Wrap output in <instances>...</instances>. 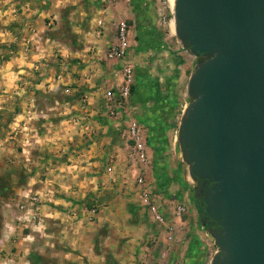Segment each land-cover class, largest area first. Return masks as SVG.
Listing matches in <instances>:
<instances>
[{
  "label": "crops",
  "instance_id": "crops-1",
  "mask_svg": "<svg viewBox=\"0 0 264 264\" xmlns=\"http://www.w3.org/2000/svg\"><path fill=\"white\" fill-rule=\"evenodd\" d=\"M129 18L127 0H0V264H143L154 256L145 250L156 227L128 178L152 170L128 162V126L141 127L140 110L118 108L111 119L115 105L104 100L122 80L123 62L108 54L117 22ZM30 195L40 199L33 221L20 207Z\"/></svg>",
  "mask_w": 264,
  "mask_h": 264
},
{
  "label": "water",
  "instance_id": "water-1",
  "mask_svg": "<svg viewBox=\"0 0 264 264\" xmlns=\"http://www.w3.org/2000/svg\"><path fill=\"white\" fill-rule=\"evenodd\" d=\"M174 34L202 58L178 126L181 161L217 252L264 264V0H174Z\"/></svg>",
  "mask_w": 264,
  "mask_h": 264
},
{
  "label": "rangeland",
  "instance_id": "rangeland-1",
  "mask_svg": "<svg viewBox=\"0 0 264 264\" xmlns=\"http://www.w3.org/2000/svg\"><path fill=\"white\" fill-rule=\"evenodd\" d=\"M127 1L131 18L117 22V35L119 24L124 22L128 33L125 61L133 67L134 85L121 109L131 106L138 115L140 110L137 122L142 130L146 129L143 137L147 159L143 165L152 169L151 174L145 175L146 187L160 197L161 208L170 219L179 203L190 205L193 210L190 216H184L187 223L177 233L167 258H159L155 251L146 264H210L217 247L197 217L195 183L181 161L178 145L180 118L190 102L188 79L202 58L197 59L182 48L174 34L173 6L167 5L166 0ZM139 92L143 96L134 98ZM107 115L114 119L118 114ZM136 173L128 175L134 186ZM3 195L0 193V201Z\"/></svg>",
  "mask_w": 264,
  "mask_h": 264
},
{
  "label": "built area",
  "instance_id": "built-area-1",
  "mask_svg": "<svg viewBox=\"0 0 264 264\" xmlns=\"http://www.w3.org/2000/svg\"><path fill=\"white\" fill-rule=\"evenodd\" d=\"M167 5L171 6L170 0H166ZM172 8V7H171ZM101 25V22H99ZM118 43L116 46L111 47L108 54L109 58L120 60L123 62L121 66L122 80L119 86L116 88L108 89L104 93V100L107 105H115V108L107 109L110 115H116L118 110L122 108L131 93L132 86L134 85V71L133 67L125 61L127 54V27L124 22H121L118 27ZM87 99L83 97L79 102V110L82 112L86 111ZM119 108V109H118ZM127 134L129 139L133 142V147L129 151L127 157L129 165L135 167L137 165H143L147 159V152L145 143L142 138V129L138 123L131 121L128 126ZM105 173L108 176V180L113 183L115 182V170L113 159L110 158L105 168ZM135 183L138 188V196L141 207L144 209L146 216L155 225L156 229L151 234L148 243L146 254L152 255L153 252L157 251L159 258H167L169 252H171L177 233L185 225L184 216L191 215L189 208L183 203L176 205L173 211V218H169V215L161 208L160 197L154 194L146 187V178L143 172H137L135 175ZM25 203L21 204L20 207L29 206L32 217L31 221L36 219V205L39 203V197L37 195L25 196ZM166 201L164 200L163 203ZM95 216V209L89 211L88 221H92ZM29 218V217H28ZM24 221H27L26 217ZM146 258V257H145ZM148 258V256H147ZM146 264V261L143 262Z\"/></svg>",
  "mask_w": 264,
  "mask_h": 264
},
{
  "label": "flooded vegetation",
  "instance_id": "flooded-vegetation-1",
  "mask_svg": "<svg viewBox=\"0 0 264 264\" xmlns=\"http://www.w3.org/2000/svg\"><path fill=\"white\" fill-rule=\"evenodd\" d=\"M195 186H196V184H195ZM201 201L200 200H195V203H197V205L200 203ZM196 207V206H195ZM196 211H197V217H198V219H199V221H200V223L204 220V215L201 213V212H199L198 210H197V208H196ZM205 226H206V228H210V227H212V228H216V226L215 225H211V223H210V221H206L205 222Z\"/></svg>",
  "mask_w": 264,
  "mask_h": 264
},
{
  "label": "trees",
  "instance_id": "trees-1",
  "mask_svg": "<svg viewBox=\"0 0 264 264\" xmlns=\"http://www.w3.org/2000/svg\"><path fill=\"white\" fill-rule=\"evenodd\" d=\"M131 91H133V89H131ZM195 200H197V199H195ZM195 205H196L197 210H198L199 212H201L200 207L197 205V203H195Z\"/></svg>",
  "mask_w": 264,
  "mask_h": 264
},
{
  "label": "bare ground",
  "instance_id": "bare-ground-1",
  "mask_svg": "<svg viewBox=\"0 0 264 264\" xmlns=\"http://www.w3.org/2000/svg\"><path fill=\"white\" fill-rule=\"evenodd\" d=\"M173 4H174V1H172L171 5L173 6Z\"/></svg>",
  "mask_w": 264,
  "mask_h": 264
}]
</instances>
